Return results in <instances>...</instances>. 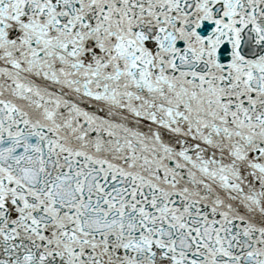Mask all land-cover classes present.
I'll list each match as a JSON object with an SVG mask.
<instances>
[{"label": "snow or ice", "instance_id": "obj_1", "mask_svg": "<svg viewBox=\"0 0 264 264\" xmlns=\"http://www.w3.org/2000/svg\"><path fill=\"white\" fill-rule=\"evenodd\" d=\"M0 264H264V0H0Z\"/></svg>", "mask_w": 264, "mask_h": 264}]
</instances>
